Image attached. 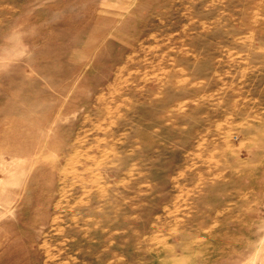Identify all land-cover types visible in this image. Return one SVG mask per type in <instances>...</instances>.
<instances>
[{
    "label": "rangeland",
    "instance_id": "obj_1",
    "mask_svg": "<svg viewBox=\"0 0 264 264\" xmlns=\"http://www.w3.org/2000/svg\"><path fill=\"white\" fill-rule=\"evenodd\" d=\"M0 264H264V0H0Z\"/></svg>",
    "mask_w": 264,
    "mask_h": 264
}]
</instances>
